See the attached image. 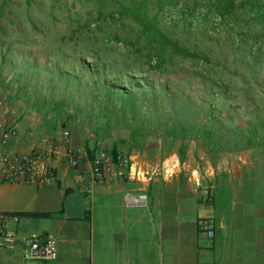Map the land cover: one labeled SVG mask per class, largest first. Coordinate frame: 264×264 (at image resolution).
<instances>
[{"label":"trees","instance_id":"1","mask_svg":"<svg viewBox=\"0 0 264 264\" xmlns=\"http://www.w3.org/2000/svg\"><path fill=\"white\" fill-rule=\"evenodd\" d=\"M24 2L27 10L31 0ZM72 2L82 7L83 16L68 17L74 27L56 40L70 43L76 57L65 55L58 45L41 49L44 58L39 62L19 55L21 42L13 39L14 31L22 27L16 22L20 5L0 0V110L42 112L69 137L70 133L77 137L83 131L77 128L79 110L71 111L70 100L85 95L98 113L95 127L82 137L88 161L97 153V142L112 157L122 151L161 159L176 154L179 162L185 160L191 141L210 156L251 149L264 153V113L254 115L245 127L223 114L225 105L239 96L229 74L264 95V79L258 76L264 72V0ZM25 17L32 32L43 33L27 13ZM87 33L99 37L85 40ZM206 39L216 41L218 51L212 52ZM237 62L256 77L249 81L238 75L233 67ZM251 91L247 88L244 94L250 96Z\"/></svg>","mask_w":264,"mask_h":264},{"label":"crops","instance_id":"2","mask_svg":"<svg viewBox=\"0 0 264 264\" xmlns=\"http://www.w3.org/2000/svg\"><path fill=\"white\" fill-rule=\"evenodd\" d=\"M12 115L3 116L16 129L10 149L29 153L49 142L62 146L64 129L49 115L30 108ZM67 143L79 155L80 167L60 165L49 184L8 182L0 168V215L8 217L0 264H264L263 151L243 150L214 164L197 163L200 156L191 159L188 151L183 162L176 154L161 159L122 151L137 178L112 170L86 194L80 186L81 169L89 162L82 139L70 133ZM167 166L175 167L172 176L144 178ZM126 192L145 193L146 207L125 206ZM28 212L57 215L11 216ZM200 218L215 220L211 240L200 234ZM32 233L55 240L54 261L24 260L23 240Z\"/></svg>","mask_w":264,"mask_h":264},{"label":"built area","instance_id":"3","mask_svg":"<svg viewBox=\"0 0 264 264\" xmlns=\"http://www.w3.org/2000/svg\"><path fill=\"white\" fill-rule=\"evenodd\" d=\"M15 135V127L0 120V168L3 178L8 182L45 185L52 182L60 165L64 164L73 169L80 167L79 155L67 143L69 136L67 131L62 134L64 139L62 146L49 142L29 153L8 148L10 138ZM96 145L98 149L93 160L81 169L80 186L86 194H90L93 185L101 183L112 170L120 177L137 178L136 173L131 174V164L127 156L118 152L112 157L101 142H97ZM174 168L156 167L147 176L144 175V178L149 181L161 173L170 177L174 173ZM125 169H128L127 174L124 173ZM147 199L145 193L126 192L123 195V202L127 207H146ZM6 218H8L6 215H0V237L7 236L4 227ZM197 227L206 240L213 238L215 227L213 218H200ZM23 246L25 261L51 262L57 258L56 243L51 237L32 233L23 240Z\"/></svg>","mask_w":264,"mask_h":264},{"label":"rangeland","instance_id":"4","mask_svg":"<svg viewBox=\"0 0 264 264\" xmlns=\"http://www.w3.org/2000/svg\"><path fill=\"white\" fill-rule=\"evenodd\" d=\"M16 2L17 5H20V10L17 12L19 14V18L16 20V22H21L22 27L19 31H14L13 33V39H16L21 42V45L18 47L20 50H18L19 55H25L27 57L31 58H37L38 61H42L44 58V55L42 54L41 49H50L54 50L56 46L62 45V49L64 51V54L67 56H75L73 48H70V43L67 44H60L56 40L57 37L64 35L67 31V29H71L74 27V22L70 20L68 17H75L74 14L82 15V7L75 3L74 6H72V0H31L30 4L28 5V9L26 10V4L24 0H12ZM53 5V13L55 19L51 21V17L49 15V11L51 6ZM26 13L29 15V17L36 22V25L39 30L43 31L41 32H32L29 29V26L26 22ZM44 23L45 26L42 24ZM20 25V24H19ZM12 34V32H8L7 38ZM195 38H199L201 36V32L199 30L195 31ZM92 37H99L96 35V33H87L86 36H84L85 40ZM209 41V45L212 48V52L218 51V43L216 41ZM222 40V38H220ZM34 43L37 46H33ZM221 43V42H220ZM81 46V43H79ZM17 48V49H18ZM223 55H225V52H223ZM76 57V56H75ZM87 60H90V58H87ZM234 68L237 69L238 75H245V80H253V77H256V73L245 70L244 66H242L240 63L237 62ZM232 69V68H231ZM258 76H260V79H264V72H258ZM228 77L232 79L233 84L235 85L237 92L239 93V96L236 101L234 102H228L227 105H225V108L223 110V114L225 116H229L232 118V122L234 125H239L242 127H245L246 123L257 113L262 114L264 113V95L255 87H248L246 86L240 77L236 75L229 74ZM10 76H7V81L9 80ZM151 78L156 79L154 76H151ZM108 77H105V81H108ZM124 86V85H123ZM250 88L252 91L250 92V96H246L244 91ZM195 94V92L193 91ZM2 103L4 104V99L2 98ZM17 104H22V100L18 101ZM71 104V111L73 112L74 109L79 110V116L77 119V128L80 131H83V134H80V139H82L83 136H87L91 130L96 125V119L98 118V113L95 110H92L89 107V102L86 99L85 95H82L80 98L79 96H74L70 100ZM15 109H8L4 108L0 110V120H3V116L6 119H10L12 115V111ZM4 111H8L7 114ZM75 111V110H74ZM5 113V114H4ZM10 115V116H9ZM69 140V136H68ZM106 146H110V141L105 142ZM260 150V149H257ZM187 151L189 152V155L191 156V159L196 156H200L202 160L199 158H196L197 163L202 162L204 160L218 162L221 160V157H231L235 158L234 154L229 153H223L218 156L214 155H207L204 153L201 148L198 146V143L195 141H191L188 143ZM147 155V153H145ZM195 155V156H194Z\"/></svg>","mask_w":264,"mask_h":264}]
</instances>
